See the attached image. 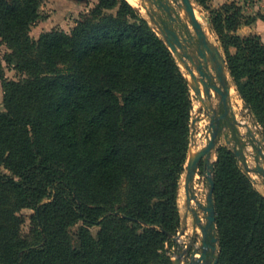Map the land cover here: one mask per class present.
Returning <instances> with one entry per match:
<instances>
[{
  "label": "trees",
  "instance_id": "trees-1",
  "mask_svg": "<svg viewBox=\"0 0 264 264\" xmlns=\"http://www.w3.org/2000/svg\"><path fill=\"white\" fill-rule=\"evenodd\" d=\"M43 1L0 0L4 60L21 74L7 79L0 57V264H171L191 143L187 75L129 0H98L70 32L35 39ZM195 1L264 135V40L238 32L264 13ZM213 174L217 264H264V194L227 145ZM25 207L35 210L27 232Z\"/></svg>",
  "mask_w": 264,
  "mask_h": 264
},
{
  "label": "rangeland",
  "instance_id": "rangeland-1",
  "mask_svg": "<svg viewBox=\"0 0 264 264\" xmlns=\"http://www.w3.org/2000/svg\"><path fill=\"white\" fill-rule=\"evenodd\" d=\"M143 1L149 5V0H139L140 4L138 6L137 5L135 6L146 18L150 20L151 24L154 27H157L158 29V26L152 21L147 10L141 6V3ZM164 1L170 6L171 8L170 11H166L163 8H159L155 3L152 4L153 11L160 16V19L166 20L169 18L170 15H173L179 20V24L181 26L179 30L183 36L189 37L190 34L195 35L196 34L195 28L190 21V17L186 11V7L183 1L182 0H164ZM97 2L98 0H44L40 7L41 18L38 19L31 27L32 37L38 39L42 33L52 29H62L70 32L77 25V22L81 18V15L83 13L90 11L91 8H93L96 5ZM229 2H235L236 4L241 6L243 12L248 16H256L259 13H264V0H209L208 4H209V8L211 9V8H219L223 6L225 3H229ZM194 4L196 7L198 6L197 8L201 13L204 23L206 24V29H208L211 26L209 11L205 10L195 0H194ZM258 21H263V20L258 18L252 24H247L248 26L242 25L240 27L241 34L243 35H247V33L251 34L253 33L251 32L252 29L254 30L260 29L264 31V26L262 27V25L260 26L256 25ZM182 27H185V29L189 30L190 33L187 31L186 33L183 32ZM209 34L211 36L215 35L212 42L216 45H219L222 51L224 52L216 32ZM159 35L162 36V34L160 33ZM191 49H193V47H191ZM8 51H10V48L7 46V44L2 43L0 41V57L3 60L5 76L7 79H18L21 76L20 72L14 67L7 66L4 60V54ZM192 93H193L194 107H193V116H192V124H191L192 140L189 149V154H193L197 152L199 149H201L203 146H205L210 136V132H209L210 118L205 114L203 105L199 101H197L198 98L196 97L194 91H192ZM3 95L4 93H3L2 79H0V102L3 101ZM240 100L242 105L241 109H239L237 105H234V111L236 112L238 119V122L234 124V128L237 129L238 136L242 138V142H238L235 139L233 128L231 129V127H229L228 129H223L222 132L220 133V136L218 138V147L222 145H227L232 149H238L244 151L243 158L240 159V165L245 171H247L245 164H248L251 167V170L248 172V174L250 175L251 179H255V182L252 180L255 187L261 193L264 194L263 176L254 170L256 165L258 164L264 165L263 128L260 125V123L255 119L254 115L249 112V108L246 107L244 101L242 99ZM218 110L221 111L222 107H219ZM217 158H218V150L214 151L213 156L211 157V161L215 162ZM203 164L204 163H202L200 168L198 169V173L194 180V192L199 194V199L201 203L206 204V196L209 189V185L206 177V170ZM1 172L7 173L8 171L4 167H2ZM186 173H187V169L182 175L180 181V187H179L178 202L181 213V226L178 229V231L179 230L180 231L179 232L177 231L174 234L177 237L176 240H174L175 243L173 245L168 243L166 246L167 254L170 257L171 264H172V260L177 256L179 239L182 238L181 241H182L183 249L187 248L186 245H188L189 242L192 243V245L194 246H197V244L200 243L201 229L199 226H196L194 224V215L193 212L189 209V205L193 207H197V204L194 201H192V203H189L188 201L186 188H185ZM34 212L35 210L30 207H25L21 210V214H23V216L25 217V222L22 226L24 232L29 231L31 225V215L34 214ZM183 219L186 220L185 223L182 222ZM205 222H206V218L204 217L203 223ZM82 224H83L82 221H79L75 225L70 227V231L75 240L77 239V233ZM183 227L185 228L184 231L185 234L182 236L180 232L183 230ZM91 230L96 235L99 230V226H92ZM215 232L218 234L217 229ZM218 252H219V244H218V250L215 253L216 256H218ZM190 258H191L190 255L189 257H186L185 262H188Z\"/></svg>",
  "mask_w": 264,
  "mask_h": 264
},
{
  "label": "water",
  "instance_id": "water-1",
  "mask_svg": "<svg viewBox=\"0 0 264 264\" xmlns=\"http://www.w3.org/2000/svg\"><path fill=\"white\" fill-rule=\"evenodd\" d=\"M182 1L196 31L195 35L190 34L189 37L181 34L179 30L181 26L175 16L170 15L168 19L161 20L160 16L153 11V3L159 8L170 11V6L164 0H149V5L143 1L152 21L158 26V29L154 27L155 30L157 32L159 30V33L162 34L164 40L174 53L187 75L192 91H194L199 102L203 105L205 114L210 118V136L207 143L197 152L188 155L185 166V170L187 169L185 184L187 198L189 203L194 201L198 207L189 205V209L194 215V224L201 229L200 243L198 246H194L189 242L187 248L184 249L178 243L177 256L172 260V264H183L182 261L186 257H189V255L191 258L185 264H217L219 259L215 253L218 250L219 236L215 232L217 223L213 198L215 186L213 174L214 161H211V157L214 151H217L219 148L218 138L223 129L233 128L235 139L238 142H242V138L238 136L237 129L234 128V124L238 122V119L234 111V103L232 102V83L228 77L229 69L226 56L223 54L220 46L214 44L208 38V33H213L214 30L211 26L206 29L204 24L197 18L194 0ZM182 28L183 32L186 33L187 31L190 33L185 27ZM188 74L191 78L188 77ZM219 107H222L221 111L218 110ZM249 112L252 113L250 109ZM234 150L240 159L243 158V150ZM202 163H204L209 185L206 204H202L199 194L194 192V180ZM245 165L247 168L246 172L248 173L251 167L248 164ZM254 170L263 176L264 183V165L258 164ZM252 180L255 182V179ZM203 216L206 218L205 223H203ZM185 221V219L182 220L183 223ZM184 231L185 228L183 227L180 234H183ZM171 238L176 240L177 237L171 235ZM198 253L199 256H196Z\"/></svg>",
  "mask_w": 264,
  "mask_h": 264
},
{
  "label": "bare ground",
  "instance_id": "bare-ground-1",
  "mask_svg": "<svg viewBox=\"0 0 264 264\" xmlns=\"http://www.w3.org/2000/svg\"><path fill=\"white\" fill-rule=\"evenodd\" d=\"M131 3H133L134 5H139L140 3H139V0H129ZM141 6L143 7V8H145V6H144V2H142L141 3ZM198 7V6H197ZM196 7V14H197V18L205 25V27H206V24L204 23V21H203V19H202V16H201V13H200V11L198 10V8ZM146 9V8H145ZM215 36V35H214ZM214 36L212 35H210L209 33H208V38L210 39V41H213V38H214ZM215 41V40H214ZM188 77L189 78H191V76L188 74ZM197 101H199V100H197ZM232 102L234 103V105H237L238 106V108L239 109H241L242 108V105H241V100H240V98H238V96H237V93H236V91L234 90V89H232ZM199 103V102H198ZM197 103V104H198ZM236 107V106H235ZM203 114V113H202ZM264 152V151H263Z\"/></svg>",
  "mask_w": 264,
  "mask_h": 264
},
{
  "label": "crops",
  "instance_id": "crops-1",
  "mask_svg": "<svg viewBox=\"0 0 264 264\" xmlns=\"http://www.w3.org/2000/svg\"><path fill=\"white\" fill-rule=\"evenodd\" d=\"M254 25V24H253ZM256 25H258V26H260V25H262V27L264 26V21H258L257 22V24ZM246 26H248V25H246ZM250 26V25H249ZM241 28L238 30V32L241 34ZM251 32H253V33H258V34H260L261 36H262V38H263V40H264V31H262V30H258V29H252V31ZM250 32V33H251ZM248 34V33H247ZM243 35V34H242ZM222 50V49H221ZM223 52V51H222ZM223 54L225 55V53L223 52ZM226 56V55H225ZM228 77H229V80H230V82L232 83V89H234L235 91H236V93H237V95L239 96V94H238V91H237V88H236V86H235V84H234V81H233V78H232V76L230 75V72H229V70H228ZM239 98H240V96H239ZM241 99V98H240ZM175 243V241L174 240H172V245Z\"/></svg>",
  "mask_w": 264,
  "mask_h": 264
},
{
  "label": "built area",
  "instance_id": "built-area-1",
  "mask_svg": "<svg viewBox=\"0 0 264 264\" xmlns=\"http://www.w3.org/2000/svg\"><path fill=\"white\" fill-rule=\"evenodd\" d=\"M203 220H204V217H203ZM179 231H180V230H179ZM179 231H178V232H179ZM184 234H185V232L182 234V236H183ZM182 236H181V237H182ZM179 238H180V237H179ZM181 239H182V238H181ZM181 239L178 240V243H180V244L182 245V241H181ZM182 246H183V245H182ZM197 246H198V244H197ZM186 247H187V245H186ZM196 256H199V253L196 254ZM182 263L185 264V259L182 261Z\"/></svg>",
  "mask_w": 264,
  "mask_h": 264
}]
</instances>
